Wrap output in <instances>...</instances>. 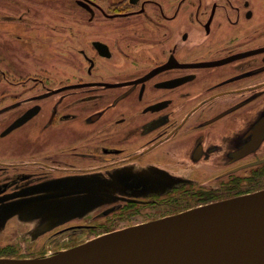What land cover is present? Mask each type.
<instances>
[{"label": "flooded vegetation", "instance_id": "obj_1", "mask_svg": "<svg viewBox=\"0 0 264 264\" xmlns=\"http://www.w3.org/2000/svg\"><path fill=\"white\" fill-rule=\"evenodd\" d=\"M263 188L264 0H0V257Z\"/></svg>", "mask_w": 264, "mask_h": 264}, {"label": "water", "instance_id": "obj_2", "mask_svg": "<svg viewBox=\"0 0 264 264\" xmlns=\"http://www.w3.org/2000/svg\"><path fill=\"white\" fill-rule=\"evenodd\" d=\"M87 197L76 204L43 195L22 199L9 203V215L39 217L34 237L97 205V195ZM0 264H264V188L103 233L52 254L0 257Z\"/></svg>", "mask_w": 264, "mask_h": 264}, {"label": "rangeland", "instance_id": "obj_3", "mask_svg": "<svg viewBox=\"0 0 264 264\" xmlns=\"http://www.w3.org/2000/svg\"><path fill=\"white\" fill-rule=\"evenodd\" d=\"M13 225H14V222H9V237H8V235H1L0 236V243H4V242H7V241H12L13 240V237H14V235H13V233H12V228H13ZM46 236V235H45ZM45 236H42V237H40V238H38V245L37 246H39V245H41V240H43L44 238H45ZM47 238V237H46ZM80 238H82V239H80ZM89 238H91V237H83V236H74V237H72V238H68L67 240H68V242H72L73 243V241L74 242H79V241H81V240H86V239H89ZM45 243L46 244H50L47 240L45 241ZM53 242H51V244H52Z\"/></svg>", "mask_w": 264, "mask_h": 264}]
</instances>
